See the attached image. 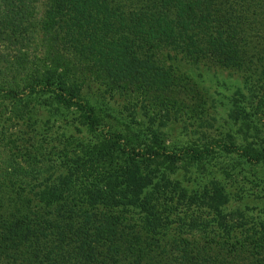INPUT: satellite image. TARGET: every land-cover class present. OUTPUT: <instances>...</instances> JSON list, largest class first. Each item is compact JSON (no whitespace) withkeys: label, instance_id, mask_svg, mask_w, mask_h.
<instances>
[{"label":"trees","instance_id":"16d2710c","mask_svg":"<svg viewBox=\"0 0 264 264\" xmlns=\"http://www.w3.org/2000/svg\"><path fill=\"white\" fill-rule=\"evenodd\" d=\"M182 57L264 61V0H0V264H264V144L167 146L70 81L166 96Z\"/></svg>","mask_w":264,"mask_h":264},{"label":"rangeland","instance_id":"374dc122","mask_svg":"<svg viewBox=\"0 0 264 264\" xmlns=\"http://www.w3.org/2000/svg\"><path fill=\"white\" fill-rule=\"evenodd\" d=\"M41 45L42 43H38L32 47V52L42 53ZM256 62L257 60H253V64L247 67L231 68L208 60L191 61L182 57L178 63L171 64L175 68L171 70L179 87L174 89L173 94H165L166 96L144 90L122 93L110 88L102 79L88 74L85 77H71L70 81L80 85L83 80V84L94 86L100 92L105 91V99L110 95L114 101L113 105L124 114L132 115L141 124L158 131L167 146H206L211 141H220L225 136L238 145L245 141L263 145L264 61ZM86 79L94 82L88 83ZM182 88L184 92L177 94L179 91L176 89L182 91ZM5 107L6 104L0 99V112H3ZM7 116L3 114V117ZM12 132L14 128L8 127L5 132L0 133V170L10 162L4 143L7 144V136L12 135L10 139L15 136ZM28 135L29 142H33L37 131L33 132L31 128ZM77 135L83 134L81 132ZM176 168V172H184L180 164ZM238 169H241L240 175L233 178L237 182L241 179V174L248 170H242L241 166L237 167L236 171ZM250 170L258 174L264 171V167ZM185 172L193 181L204 175L201 165L188 168ZM180 179L183 185L193 190V184L186 182L187 178ZM224 180L227 185L230 183L228 178ZM246 181L245 179L241 182ZM192 211L193 209H190L187 214L190 215Z\"/></svg>","mask_w":264,"mask_h":264}]
</instances>
